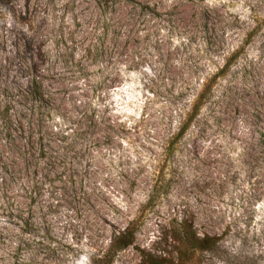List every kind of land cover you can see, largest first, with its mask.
Wrapping results in <instances>:
<instances>
[{"label":"rangeland","instance_id":"obj_1","mask_svg":"<svg viewBox=\"0 0 264 264\" xmlns=\"http://www.w3.org/2000/svg\"><path fill=\"white\" fill-rule=\"evenodd\" d=\"M125 230L112 264H264V0H0V264Z\"/></svg>","mask_w":264,"mask_h":264},{"label":"trees","instance_id":"obj_2","mask_svg":"<svg viewBox=\"0 0 264 264\" xmlns=\"http://www.w3.org/2000/svg\"><path fill=\"white\" fill-rule=\"evenodd\" d=\"M217 76L214 77L216 79ZM212 85V82L207 85L200 93L197 95L195 102L193 104L192 113L185 124V126L181 129L180 135L184 133V131L188 128L190 122L194 120L196 115L199 113L201 107L204 104L205 98L207 97L210 86ZM178 241L180 242V245L184 246V250L180 252V260L177 264H184L186 261L189 260V258L195 254L196 251H208L212 250L218 243V239L215 237H204L199 239V237L196 236L194 233L189 232H183L178 236ZM133 244V239L130 234V231L125 230L119 234V236L111 243L109 253L105 258H109L108 264H112V261L116 257V255L130 247ZM153 264H175L171 262H167L165 260H161L159 262H154Z\"/></svg>","mask_w":264,"mask_h":264}]
</instances>
